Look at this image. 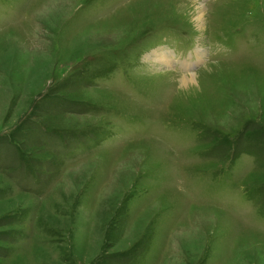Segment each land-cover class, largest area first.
Returning a JSON list of instances; mask_svg holds the SVG:
<instances>
[{
	"label": "rangeland",
	"instance_id": "374dc122",
	"mask_svg": "<svg viewBox=\"0 0 264 264\" xmlns=\"http://www.w3.org/2000/svg\"><path fill=\"white\" fill-rule=\"evenodd\" d=\"M0 264H264V0H0Z\"/></svg>",
	"mask_w": 264,
	"mask_h": 264
},
{
	"label": "clouds",
	"instance_id": "9594fccd",
	"mask_svg": "<svg viewBox=\"0 0 264 264\" xmlns=\"http://www.w3.org/2000/svg\"><path fill=\"white\" fill-rule=\"evenodd\" d=\"M197 73L195 70H189L188 72H184L182 69H178L175 76H174V82L177 84L178 89L183 90L186 80L191 81V85L193 87H196L197 85V79H196ZM198 90V88H197Z\"/></svg>",
	"mask_w": 264,
	"mask_h": 264
},
{
	"label": "bare ground",
	"instance_id": "6f19581e",
	"mask_svg": "<svg viewBox=\"0 0 264 264\" xmlns=\"http://www.w3.org/2000/svg\"><path fill=\"white\" fill-rule=\"evenodd\" d=\"M200 14H201V13H200ZM203 14H204V13H203ZM203 14H202V15H203ZM165 56H166V55H165ZM175 61H176V60H175ZM186 81H187V80H186ZM189 81H190V80H189Z\"/></svg>",
	"mask_w": 264,
	"mask_h": 264
}]
</instances>
